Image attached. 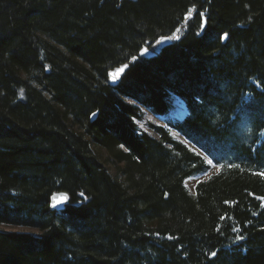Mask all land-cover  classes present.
Segmentation results:
<instances>
[{"label":"trees","instance_id":"trees-1","mask_svg":"<svg viewBox=\"0 0 264 264\" xmlns=\"http://www.w3.org/2000/svg\"><path fill=\"white\" fill-rule=\"evenodd\" d=\"M0 264H264V0H0Z\"/></svg>","mask_w":264,"mask_h":264},{"label":"rangeland","instance_id":"rangeland-1","mask_svg":"<svg viewBox=\"0 0 264 264\" xmlns=\"http://www.w3.org/2000/svg\"><path fill=\"white\" fill-rule=\"evenodd\" d=\"M24 76V75H23ZM25 77V76H24ZM181 108V107H180ZM184 113H185V110H183L182 109V111H180L179 112V114H176V115H174V116H170L172 119H178V118H181V117H183V115H184ZM152 119H153V121L154 122H162L158 117H155V116H153L152 117ZM172 135L174 136V138H176V139H179V140H183L178 134H176V133H174V132H172ZM93 147V149H94V151L101 157V159L103 160V162H104V164H105V166L108 168V170L113 174V172H114V169H113V167H112V165L111 164H109V163H106L105 162V157H106V154H105V152H104V150L102 149V148H99V147H97V146H95V145H93L92 146ZM193 147V146H192ZM191 147V148H192ZM196 151V150H195ZM198 151V150H197ZM196 151V152H197ZM198 153L199 154H201V152H199L198 151ZM216 167L215 166H212L211 167V169L208 171V173H206V174H201V175H197V176H195V177H192V178H189V179H187L185 182H184V185L186 186V188H187V190H188V192L190 193V194H193V187H194V185H195V183L197 182V181H199V180H204V179H206L207 177H209L212 173H214V172H216ZM5 229H7V230H23V231H29L28 229H26V228H19V227H17V228H15V227H9V226H7V227H5Z\"/></svg>","mask_w":264,"mask_h":264},{"label":"water","instance_id":"water-1","mask_svg":"<svg viewBox=\"0 0 264 264\" xmlns=\"http://www.w3.org/2000/svg\"><path fill=\"white\" fill-rule=\"evenodd\" d=\"M165 41L169 42V39H165ZM148 55H152L153 53L149 50H146ZM127 66L126 64H123L119 67H116L112 70H110L107 74V84L111 87V88H115L119 81H120V77L123 74L125 68ZM118 69H120V71H117ZM115 73V76L113 77L111 74ZM95 114L93 115L94 118ZM70 201V196L67 192L65 191H60V192H55L50 196L49 199V207L51 210L53 211H62L64 210V208L66 207V205H68Z\"/></svg>","mask_w":264,"mask_h":264},{"label":"snow or ice","instance_id":"snow-or-ice-1","mask_svg":"<svg viewBox=\"0 0 264 264\" xmlns=\"http://www.w3.org/2000/svg\"><path fill=\"white\" fill-rule=\"evenodd\" d=\"M203 15V13H201V16ZM222 39L224 38V37H221ZM133 59H135V57H133ZM117 71H120V69H118ZM113 77L115 76V73H112L111 74ZM209 163H211V161H209ZM238 167V166H237ZM237 239L239 240V239H242V237H237Z\"/></svg>","mask_w":264,"mask_h":264},{"label":"bare ground","instance_id":"bare-ground-1","mask_svg":"<svg viewBox=\"0 0 264 264\" xmlns=\"http://www.w3.org/2000/svg\"><path fill=\"white\" fill-rule=\"evenodd\" d=\"M60 192V191H59Z\"/></svg>","mask_w":264,"mask_h":264}]
</instances>
